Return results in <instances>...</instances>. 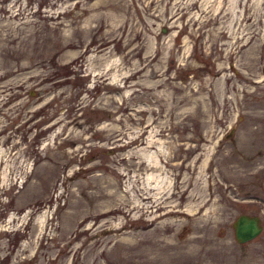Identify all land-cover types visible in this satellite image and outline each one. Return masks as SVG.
Here are the masks:
<instances>
[{
    "label": "rangeland",
    "instance_id": "1",
    "mask_svg": "<svg viewBox=\"0 0 264 264\" xmlns=\"http://www.w3.org/2000/svg\"><path fill=\"white\" fill-rule=\"evenodd\" d=\"M0 264H264V0H0Z\"/></svg>",
    "mask_w": 264,
    "mask_h": 264
},
{
    "label": "water",
    "instance_id": "2",
    "mask_svg": "<svg viewBox=\"0 0 264 264\" xmlns=\"http://www.w3.org/2000/svg\"><path fill=\"white\" fill-rule=\"evenodd\" d=\"M234 237L237 242H246L256 237L262 230L259 214L242 212L232 221Z\"/></svg>",
    "mask_w": 264,
    "mask_h": 264
},
{
    "label": "flooded vegetation",
    "instance_id": "3",
    "mask_svg": "<svg viewBox=\"0 0 264 264\" xmlns=\"http://www.w3.org/2000/svg\"><path fill=\"white\" fill-rule=\"evenodd\" d=\"M261 223H262V222H261ZM262 230H263V224H262ZM262 230H261V232H262ZM261 232H260V233H261ZM258 235H259V234H258Z\"/></svg>",
    "mask_w": 264,
    "mask_h": 264
},
{
    "label": "bare ground",
    "instance_id": "4",
    "mask_svg": "<svg viewBox=\"0 0 264 264\" xmlns=\"http://www.w3.org/2000/svg\"><path fill=\"white\" fill-rule=\"evenodd\" d=\"M154 163V162H153ZM157 165H158V163H157ZM154 167V166H153ZM158 169V168H157ZM161 169V168H160ZM153 179V178H152ZM158 188V187H157ZM156 189V188H155Z\"/></svg>",
    "mask_w": 264,
    "mask_h": 264
}]
</instances>
